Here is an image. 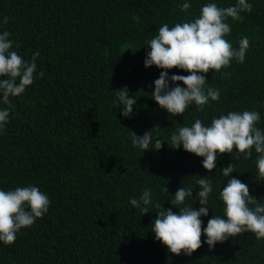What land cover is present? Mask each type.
<instances>
[{"label": "trees", "instance_id": "obj_1", "mask_svg": "<svg viewBox=\"0 0 264 264\" xmlns=\"http://www.w3.org/2000/svg\"><path fill=\"white\" fill-rule=\"evenodd\" d=\"M185 2L191 4L188 13L179 8ZM209 2L228 7L237 0H0V32H11L13 50L26 60L39 51L37 74L44 73L22 95L10 97L9 123L0 132V189L32 185L51 201L13 245L0 242V264H264V239L251 232L177 256L151 230L155 204L179 211L170 200L181 186L193 188L186 204L201 207L196 180L205 175L213 192L208 216L201 217L204 227L213 215L223 217L219 193L232 177L264 204L254 151L247 160L223 154L209 173L202 157L182 145L170 147L179 127L196 119L210 126L229 111H258L257 126L264 130V0H249L253 11L241 13L242 22L227 20L232 32L226 39L238 48L247 36L251 46L243 64L233 60L223 69L230 76L206 74L208 85L220 90L218 101L210 100L202 112L193 104L184 115L170 116L151 96L162 69L145 67L147 41L163 23L191 20ZM173 74L189 73L174 68ZM125 86L136 98L131 117L113 106L116 89ZM150 130V149L133 147L131 131L142 136ZM157 139L164 142L159 150ZM229 163L236 171L226 178L220 169ZM144 189L152 198L146 214L130 203Z\"/></svg>", "mask_w": 264, "mask_h": 264}, {"label": "clouds", "instance_id": "obj_2", "mask_svg": "<svg viewBox=\"0 0 264 264\" xmlns=\"http://www.w3.org/2000/svg\"><path fill=\"white\" fill-rule=\"evenodd\" d=\"M180 11L188 13L191 4L188 2L179 6ZM253 5L249 0H237L234 6L219 7L215 2L202 5L198 16L185 19L170 27L163 23L157 34L147 41L150 51L144 61L145 67L155 65L162 69L159 78L154 80L152 98L160 108L165 109L170 116L184 115L190 105H195L197 111H204L209 101H218L220 90L208 85L206 74L209 71L219 72L222 76H230L223 72L231 66L233 60L243 64L250 48V40L242 36L239 46L226 39L232 27L227 22L243 21L241 13H250ZM139 16L133 20L139 22ZM7 25L8 17L3 18ZM11 32H0V103L8 107L0 109V132L9 123L11 108L10 97L22 95L33 85L37 75L42 78L44 73L37 74L36 60L39 51L32 54L31 60L24 59L13 50L15 41L10 39ZM18 47V45H17ZM126 51V50H125ZM180 69L188 75L173 74L169 70ZM170 82L174 86H170ZM182 82L184 86H181ZM116 99L113 106H122L121 114L131 117L136 104V98L129 97L127 86L116 89ZM261 120L256 110L229 111L218 118L213 117L210 126H205L196 119L191 126H181L170 137V147L180 149L202 157V166L209 173L217 167V159L223 154L237 153L236 159L243 155L250 159L253 151L257 154L256 168L258 179L264 180V130L257 125ZM132 132L133 147L143 152L150 149L152 131L142 136ZM164 142L156 140L154 149L159 150ZM169 144V143H168ZM227 178L236 171L235 165L229 163L220 169ZM199 191L198 199L201 207L194 209L193 204L187 205L188 198H193V188L180 187L174 193L171 204L179 209L162 207L159 203L153 207L157 215L152 222L155 239L166 246L169 253L191 256L206 242L209 249L217 243H223L229 238L251 232L257 240L264 239V204L250 194L248 184L236 177L228 179L227 185L220 190L219 197L223 202V217L213 215L204 227L201 217L208 216L209 196L213 192V181L208 175L196 180ZM164 192H169L165 186ZM50 199L45 192L36 186H17L14 189H0V242L11 246L17 239V233L23 228H31L37 219H42L49 211ZM130 203L142 214L151 211V190L144 189L138 198H131ZM206 236V241L202 240Z\"/></svg>", "mask_w": 264, "mask_h": 264}]
</instances>
